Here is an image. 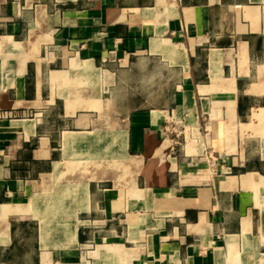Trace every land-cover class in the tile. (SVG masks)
I'll return each mask as SVG.
<instances>
[{
    "label": "crops",
    "instance_id": "0c3cea01",
    "mask_svg": "<svg viewBox=\"0 0 264 264\" xmlns=\"http://www.w3.org/2000/svg\"><path fill=\"white\" fill-rule=\"evenodd\" d=\"M0 264H264V0H0Z\"/></svg>",
    "mask_w": 264,
    "mask_h": 264
},
{
    "label": "rangeland",
    "instance_id": "374dc122",
    "mask_svg": "<svg viewBox=\"0 0 264 264\" xmlns=\"http://www.w3.org/2000/svg\"><path fill=\"white\" fill-rule=\"evenodd\" d=\"M207 122V119L204 120V123ZM206 132L208 134V142H207V149L209 151H213L214 156H217L219 153L224 154L225 150V141L222 138V134H220V131L214 127H208L206 129ZM229 155V153H228ZM211 164V163H210ZM217 166V165H216ZM211 164V167H216Z\"/></svg>",
    "mask_w": 264,
    "mask_h": 264
}]
</instances>
